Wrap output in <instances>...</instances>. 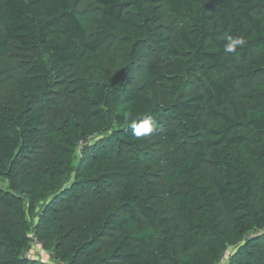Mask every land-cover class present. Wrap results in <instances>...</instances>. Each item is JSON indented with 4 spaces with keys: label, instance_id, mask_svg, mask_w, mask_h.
<instances>
[{
    "label": "trees",
    "instance_id": "1",
    "mask_svg": "<svg viewBox=\"0 0 264 264\" xmlns=\"http://www.w3.org/2000/svg\"><path fill=\"white\" fill-rule=\"evenodd\" d=\"M13 55L0 264H264V0H0Z\"/></svg>",
    "mask_w": 264,
    "mask_h": 264
},
{
    "label": "rangeland",
    "instance_id": "2",
    "mask_svg": "<svg viewBox=\"0 0 264 264\" xmlns=\"http://www.w3.org/2000/svg\"><path fill=\"white\" fill-rule=\"evenodd\" d=\"M87 5H91V7H94L93 4L89 1L88 2L80 1L77 5V8H83ZM165 23L169 27V29H171L175 25L174 21L171 19H167V17L165 18ZM94 30H96L95 27L91 29V31H94ZM112 54H113L112 44L110 42L104 43L100 49V55H103L104 57L108 58L112 56ZM20 60L21 59L17 57L16 55L11 56L10 58L8 57L0 58V100H5L8 94L12 93L11 88H12V83L14 79H16L15 76L17 75L20 76V73H18L20 69V64H22L20 63ZM75 69L76 68H71L69 70L67 81L72 80L71 76L76 73ZM56 90L57 92H59V95H57L56 99L59 100V102L62 104L60 106L61 107L67 106L68 99H70V96H72V94H70L71 86L65 85L63 87H57ZM65 96H67V98H65ZM219 111H222V109H220ZM160 153L162 156L161 159H162L164 168L166 166L165 162H168L171 158L173 160L176 159L174 158L176 155L179 156V154L175 155L173 148L167 145H163L161 147ZM165 171L169 172L170 168L169 170L165 169ZM164 191L167 192V189H164ZM169 203H170V198L167 194L164 195L159 200V204L162 206V208L165 209L167 213L170 211ZM32 254H34L32 255V257H36L40 261L46 262L48 264H59L57 261L52 259V257L50 256V253H45L43 248H38V247L33 248Z\"/></svg>",
    "mask_w": 264,
    "mask_h": 264
},
{
    "label": "clouds",
    "instance_id": "3",
    "mask_svg": "<svg viewBox=\"0 0 264 264\" xmlns=\"http://www.w3.org/2000/svg\"><path fill=\"white\" fill-rule=\"evenodd\" d=\"M245 40L242 37H227V42L224 46V51L226 53H232L234 52L238 46L244 45ZM132 127V134L137 137H145L148 135H151L154 129V121H152L150 118H144L139 121H134L131 124Z\"/></svg>",
    "mask_w": 264,
    "mask_h": 264
},
{
    "label": "built area",
    "instance_id": "4",
    "mask_svg": "<svg viewBox=\"0 0 264 264\" xmlns=\"http://www.w3.org/2000/svg\"><path fill=\"white\" fill-rule=\"evenodd\" d=\"M80 145H83V142H80ZM30 245H31V251L25 252L24 253L25 256H29L30 254H32L33 248H35V247L42 248V243L39 242L35 237H33Z\"/></svg>",
    "mask_w": 264,
    "mask_h": 264
},
{
    "label": "crops",
    "instance_id": "5",
    "mask_svg": "<svg viewBox=\"0 0 264 264\" xmlns=\"http://www.w3.org/2000/svg\"><path fill=\"white\" fill-rule=\"evenodd\" d=\"M36 258V257H35Z\"/></svg>",
    "mask_w": 264,
    "mask_h": 264
}]
</instances>
